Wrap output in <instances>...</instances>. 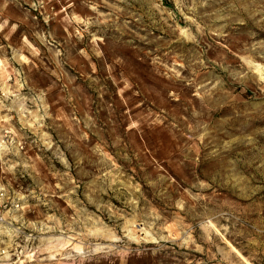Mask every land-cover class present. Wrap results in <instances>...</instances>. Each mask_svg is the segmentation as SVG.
<instances>
[{
    "label": "rangeland",
    "instance_id": "obj_1",
    "mask_svg": "<svg viewBox=\"0 0 264 264\" xmlns=\"http://www.w3.org/2000/svg\"><path fill=\"white\" fill-rule=\"evenodd\" d=\"M0 189V264H264V0H0Z\"/></svg>",
    "mask_w": 264,
    "mask_h": 264
},
{
    "label": "built area",
    "instance_id": "obj_2",
    "mask_svg": "<svg viewBox=\"0 0 264 264\" xmlns=\"http://www.w3.org/2000/svg\"><path fill=\"white\" fill-rule=\"evenodd\" d=\"M5 209V196L3 195L2 190L0 189V213L1 211ZM5 252L4 251H0V261H4L5 259ZM3 259V260H2Z\"/></svg>",
    "mask_w": 264,
    "mask_h": 264
}]
</instances>
